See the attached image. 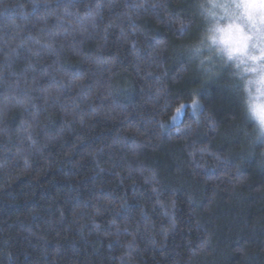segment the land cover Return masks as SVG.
Wrapping results in <instances>:
<instances>
[{
  "label": "trees",
  "instance_id": "1",
  "mask_svg": "<svg viewBox=\"0 0 264 264\" xmlns=\"http://www.w3.org/2000/svg\"><path fill=\"white\" fill-rule=\"evenodd\" d=\"M192 12L0 0V264H264V147L186 60Z\"/></svg>",
  "mask_w": 264,
  "mask_h": 264
},
{
  "label": "clouds",
  "instance_id": "2",
  "mask_svg": "<svg viewBox=\"0 0 264 264\" xmlns=\"http://www.w3.org/2000/svg\"><path fill=\"white\" fill-rule=\"evenodd\" d=\"M194 27L195 37L183 46L186 60L206 82H224L248 143L264 147V0H193V12L180 17L176 30Z\"/></svg>",
  "mask_w": 264,
  "mask_h": 264
},
{
  "label": "rangeland",
  "instance_id": "3",
  "mask_svg": "<svg viewBox=\"0 0 264 264\" xmlns=\"http://www.w3.org/2000/svg\"><path fill=\"white\" fill-rule=\"evenodd\" d=\"M182 106H184V105H182ZM180 108H181L180 113L177 114V112H175L174 116L172 117V122L177 121V120L181 117V114H182V112H183V108H184V107H180Z\"/></svg>",
  "mask_w": 264,
  "mask_h": 264
},
{
  "label": "snow or ice",
  "instance_id": "4",
  "mask_svg": "<svg viewBox=\"0 0 264 264\" xmlns=\"http://www.w3.org/2000/svg\"><path fill=\"white\" fill-rule=\"evenodd\" d=\"M193 103L195 104V101H194ZM181 107H183V106H181ZM180 111H181V108H177V109H176L177 114H179Z\"/></svg>",
  "mask_w": 264,
  "mask_h": 264
}]
</instances>
